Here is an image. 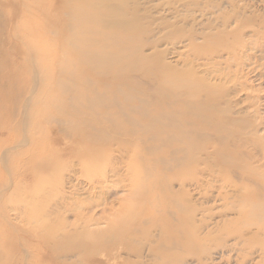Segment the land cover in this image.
Wrapping results in <instances>:
<instances>
[{
	"label": "bare ground",
	"instance_id": "obj_1",
	"mask_svg": "<svg viewBox=\"0 0 264 264\" xmlns=\"http://www.w3.org/2000/svg\"><path fill=\"white\" fill-rule=\"evenodd\" d=\"M73 1L75 2L69 9L63 8L61 14H57L60 16L56 20L57 26H45L47 29L43 27L44 31L53 32L57 36L55 42L61 52V59L56 69V77L50 79L51 75L44 65L48 63L39 61L38 46L27 44L25 41L27 51L24 50V66L35 64L34 71H27L29 79L34 80L33 86L27 84L28 89L27 85L22 86L21 91H0V102L5 100L7 103V108L0 104V124H3L7 131L17 125L21 133V140L16 141L18 143L13 142L16 144V153H13L11 148H5L0 153V165L8 174L5 187L0 188V201L10 192L3 202H0V211L4 214L12 212L15 219L22 221L25 220L23 214H35L36 219H41V231L32 228L33 231H24L25 235L38 241L40 246L53 253L63 264H66V257L69 256H90L91 252L86 251L88 248L105 252L101 255L106 254L105 256L109 257L104 261L108 264L110 259H118V251L122 250L120 248L125 240L114 239L120 231L118 234L114 232L115 236L112 235L113 232L107 233L109 227H96L102 221L101 217L94 216L97 213L104 214L107 201H93L86 212H83L84 207L81 206L79 210L74 209L72 213L78 212L76 215L80 217L78 222L66 220L65 213L72 211L67 206L73 203L66 204V200L73 199L75 191L72 189L68 196L65 195L62 183L58 186L62 197L56 199L52 211L50 201L41 202L37 207L31 205L33 203H30L29 199L23 200V205L16 201L19 194L14 192L15 183L25 178L30 160L36 161L41 157L35 148L25 149L32 143L33 137L44 134L55 144L63 142L64 139L71 141L69 143L75 141L76 144L73 142L72 145H77L79 151L88 144V147L94 148L85 153L87 158L100 156L101 151L99 152L97 147L116 146L121 149L118 140L131 142L135 145L134 151H154L155 156L151 159L153 168L156 165L161 169L181 170L185 172L181 185L184 188L194 185L199 191L208 185L205 180L207 176L215 180L216 171L224 177L232 167L246 170L252 164L250 158L254 155L252 150H246L248 142L253 147L260 138L257 137L258 130L247 112L237 108L219 86L194 75L177 74L162 61L163 52L156 49L161 46L162 39L167 38L171 43H176L180 41L178 38L185 36L193 44V32L182 26L186 25L185 19L169 20L160 27L152 12L144 10L135 0ZM11 3L14 1L0 0V30L6 31L5 25L12 20L10 14L5 17L2 15L5 11L3 9ZM18 30L14 25L13 32ZM24 37H27L26 33ZM209 41L214 43L212 39ZM3 43L4 41L0 42V58L3 52L6 54L2 51V46L8 48L17 45ZM9 54L7 58L3 56V59H0V64L4 67L10 63L13 65V58H10ZM10 80L7 79L8 83ZM51 125L57 126L58 130ZM5 133L0 130V140L4 139ZM29 152L30 159L19 157ZM59 152L60 149L52 151V154L58 157L56 160H59L53 171L60 170L59 165H63L64 170L71 169L74 161H77V165L81 164L75 157H72L71 162H66L68 153ZM52 154H48L47 158ZM47 158L39 161V164L49 167L50 161ZM82 158L86 156L83 155ZM44 161L46 162L42 163ZM126 166L132 173L131 165ZM88 167L91 166L85 165V168ZM225 167L227 170L221 171ZM119 169L122 168L112 166V176L118 175ZM151 171L150 168L148 172ZM132 174L136 175V172ZM175 176L176 173L173 174L174 178ZM94 177L85 180L88 188L100 189L97 197L104 199L111 192L106 184L109 175L103 172L98 179L95 180ZM69 178L71 182L72 177ZM37 180L42 181L40 178H36ZM116 181H113V187L122 186V180ZM221 187L223 190L228 185H219L218 190ZM135 194L138 196L140 192L137 190ZM190 195L189 193V197ZM218 195L211 198L217 200ZM239 204L240 207L247 206L246 210L259 205L258 202L252 201L249 194L244 193L241 194ZM259 207L260 211L255 214L256 223L259 221L257 216L263 215L264 212V207ZM187 213L189 223L191 218L188 210ZM0 214L2 215V212ZM123 216L120 215V218ZM113 217L111 220L119 219ZM125 222V227L137 224L136 220L131 218ZM46 226L48 228H45ZM127 230L122 229L121 232ZM140 232V229L135 228L130 233L137 236ZM24 241L18 242L23 248L26 246ZM0 245V251L4 250L2 242ZM13 249L15 246L10 247V250ZM25 249L24 255L29 256L30 251ZM34 255L37 254H32ZM93 263L103 262L97 260ZM0 264L31 263L27 258H24L23 262L6 263L0 255Z\"/></svg>",
	"mask_w": 264,
	"mask_h": 264
},
{
	"label": "rangeland",
	"instance_id": "obj_2",
	"mask_svg": "<svg viewBox=\"0 0 264 264\" xmlns=\"http://www.w3.org/2000/svg\"><path fill=\"white\" fill-rule=\"evenodd\" d=\"M13 1V4L3 9L7 14L4 11L2 15L5 17L10 14L12 20L5 25L6 31L0 30V42L17 45L1 47L2 51L6 52V54L3 52L1 58L3 59L4 54L7 58L10 53L13 65L10 63L4 67L0 64V91H21L22 86L25 87L27 84L33 86L34 80L29 79L27 71H34L35 64L24 66L25 41L27 44L38 46L39 61L48 63L44 65H46L45 70L51 75L50 79L55 76L61 52L55 42L56 34L44 31L43 27L47 29L46 27L57 26L56 20L60 18L57 14L59 12L61 14L63 8L69 9L75 2L73 0ZM135 1L144 10L152 12L153 18L160 27L169 20L185 19L186 25L182 26L193 32L195 39H192L193 44L185 36L178 38L180 41L176 43L164 38L160 42L161 46L156 49L163 52L162 61L170 69H174L175 73L183 76L194 75L219 86L237 108L247 112L258 130L257 137L260 138L253 147L248 142V149L246 148L254 152L250 158L252 164L246 170L232 167L224 177L216 171L215 180L207 176L205 180L208 185L199 191L194 185L185 188L181 185L185 172L161 169L156 165L153 168L151 159L155 156L154 151L148 153L134 151L135 145L131 142L118 140L121 149L116 146L97 147L98 151H101L100 156L87 158L85 153L94 147H88L87 144L79 151L75 141L69 143L71 141L64 139L63 142L55 144L52 139L40 134L33 137L29 147H25L28 150L35 148L41 157L36 161L30 160L25 178L15 183L14 192L19 194L16 201H20L19 204L23 205L24 201L29 199L30 203H33L31 205L36 207L41 202L50 201L52 211L53 207L55 208L54 202L61 195L62 191H58V186L62 183L65 195L68 196L72 189L75 191L73 199L66 200V204L73 202L71 206H67L72 211L66 213L62 211L67 217L66 220L70 222L80 220L79 215H76L78 212L72 213L74 209L79 210L81 206L84 207L83 212H86L93 201H107L104 214L97 213L94 216L101 217L102 221L96 227H109L107 233L113 232L112 235L120 231L119 235H115L116 238L113 236L114 239L125 240L120 248L122 250L118 251V259L113 261L110 259L108 264H264V212L263 215L257 216L258 223L255 221V214L260 211L259 205L264 207V0ZM14 25L19 28L17 32H13ZM25 33L27 37H24ZM210 45L212 46L209 48ZM7 79L10 80L9 83ZM0 104L7 108L5 100ZM51 127L58 130L57 126L51 125ZM0 130L6 132L3 135L4 139L0 140V153L5 148H11V151L16 153V147L14 148L16 144L13 142L21 140L17 125L7 131L4 125L0 124ZM87 147L89 150L86 149ZM55 149H60L59 153H68L66 162H71L72 157H75L81 161V164L77 165V161H74L71 169L64 170V166L59 165L60 170L53 171V167L59 162L56 160L58 157L52 154ZM48 154H52L49 155L50 159L47 158ZM83 155L86 158H82ZM19 157L30 159L31 153H23ZM45 158L50 161L49 167L39 164V161ZM127 164L131 165V170L136 172V175L130 173ZM85 165L91 167L85 168ZM112 166L122 168L116 175L119 176L118 178L112 176L110 172ZM150 168L152 171L148 172ZM223 170H227V167L221 171ZM103 172L109 175L106 184L111 192L101 199L97 197L101 190L88 188L85 180L94 176L96 180ZM7 175L6 169L0 165V185L2 184L0 188L5 187ZM69 177H72L71 182ZM36 178L42 181H36ZM179 178L180 180H175ZM117 179L122 180L121 185L124 187L112 186L113 181ZM219 185H228V187L223 190L221 187L218 190ZM137 190L140 192L138 196L135 194ZM242 193L249 194L252 201L258 202L259 205H256L258 207L249 210H246L247 206L240 207ZM7 195H4L0 202H3ZM215 195L219 197L217 200H214ZM187 210L191 218L189 223ZM0 212L3 215L0 214V244L2 242L4 248L0 251V255L4 257L6 263L23 262L24 258H27L31 264H63L60 259L54 257L53 253L40 246L38 241L25 235L27 230L33 231L32 228L41 231L39 228L42 221L36 219L35 214H32V217L23 214L25 220L22 221L15 219L12 212L8 211L6 214L2 210ZM120 215L124 216L120 218ZM112 216L119 219L111 220ZM108 218L110 221H106ZM128 218L135 219L137 224L125 227ZM135 228L140 229L141 232L137 236H132L130 232ZM122 229L128 230L121 232ZM21 240H25L27 247L23 248L18 243ZM13 246L15 249L10 250ZM24 249L30 251L29 256L24 255ZM87 250L91 252L90 256H69L66 257L67 262L92 264L93 261L99 260L104 263L109 258L106 254L105 257L101 255L105 252L102 253L99 249ZM35 253L37 255L32 256Z\"/></svg>",
	"mask_w": 264,
	"mask_h": 264
}]
</instances>
